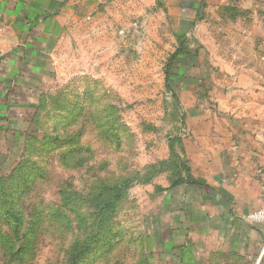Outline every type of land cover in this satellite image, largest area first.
Segmentation results:
<instances>
[{"label":"rangeland","instance_id":"1","mask_svg":"<svg viewBox=\"0 0 264 264\" xmlns=\"http://www.w3.org/2000/svg\"><path fill=\"white\" fill-rule=\"evenodd\" d=\"M195 9L104 0L66 30L27 130L0 148V264H170L151 217L193 168L247 172L264 207V12ZM211 248L202 264L264 260Z\"/></svg>","mask_w":264,"mask_h":264},{"label":"crops","instance_id":"2","mask_svg":"<svg viewBox=\"0 0 264 264\" xmlns=\"http://www.w3.org/2000/svg\"><path fill=\"white\" fill-rule=\"evenodd\" d=\"M102 1L0 0V148L16 143L22 134L41 84L54 75V53L66 30ZM178 1L205 12H264V0ZM226 150V156L247 153L236 145L232 154ZM239 166L241 171L251 167ZM194 170L200 185L170 189L163 210L151 217L153 252L164 253L170 264H202L214 249L211 247L241 257L258 256L264 226L248 223L243 217L262 205L253 196L257 190L249 184L247 172L237 178L227 166H221L215 177ZM238 179L244 183L238 185Z\"/></svg>","mask_w":264,"mask_h":264},{"label":"trees","instance_id":"3","mask_svg":"<svg viewBox=\"0 0 264 264\" xmlns=\"http://www.w3.org/2000/svg\"><path fill=\"white\" fill-rule=\"evenodd\" d=\"M39 97H40V95H39ZM38 97V99L35 101V102H33V110H34V108L36 109L37 108V106H38V103H39V98ZM32 110V111H33ZM31 112V111H30ZM29 117H28V120H27V122L25 123V125H24V132H25V130H27V128H28V125H29ZM183 185H196V186H199L200 185V183H198V182H196V180H194V179H190V181H186V183H183ZM111 190H114V191H116V195L119 193V192H121V187L120 186H118V187H113V188H110ZM13 211V210H12ZM4 213V215H7V213L9 212V214L8 215H14V218H15V220H16V224H15V229L16 230H19V227H20V225H21V220L19 219V217L17 216V214L15 213V211H13V213L11 212V211H9V210H5V211H3ZM17 232V231H16ZM17 236V235H16ZM22 252V248H20V249H18L17 251H16V254L17 253H21Z\"/></svg>","mask_w":264,"mask_h":264},{"label":"built area","instance_id":"4","mask_svg":"<svg viewBox=\"0 0 264 264\" xmlns=\"http://www.w3.org/2000/svg\"><path fill=\"white\" fill-rule=\"evenodd\" d=\"M0 33H1V27H0ZM243 218H244V221L248 223H256V224H261L262 226H264V208H257V209L251 210L247 212ZM262 255H264V239L262 241L261 249H260L258 257H261Z\"/></svg>","mask_w":264,"mask_h":264}]
</instances>
